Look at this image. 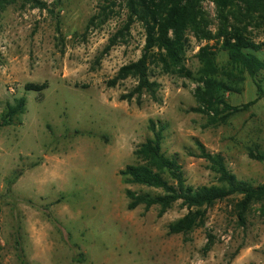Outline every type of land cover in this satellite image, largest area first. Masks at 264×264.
I'll return each mask as SVG.
<instances>
[{
	"label": "rangeland",
	"instance_id": "374dc122",
	"mask_svg": "<svg viewBox=\"0 0 264 264\" xmlns=\"http://www.w3.org/2000/svg\"><path fill=\"white\" fill-rule=\"evenodd\" d=\"M44 1L48 8L39 10L17 0L0 17V122L9 103L28 101L22 125L0 127V264H264V203L252 206L243 225L235 199L218 202L203 227L172 235L168 225L187 210L177 204L163 217L159 207L130 210L128 189L161 191L127 185L120 176L137 163L134 151L151 136L155 120L168 126L163 151L179 160L187 185H221L197 156V141L222 154L240 180L264 183V163L249 155L264 153V83L262 98L219 125L191 111L196 80L154 65L151 80L160 84V100H122L136 81L109 83L141 57L143 25L124 31L128 11L121 0H114L108 19L93 24L106 0ZM200 6L216 35L221 20L215 0ZM251 32L264 42V30ZM116 35L118 44L106 50ZM187 36L184 64L194 77L202 47H211L226 68L222 40H200L191 31ZM45 82L42 94L26 90ZM238 87L240 93L226 94L231 105L257 99L250 77Z\"/></svg>",
	"mask_w": 264,
	"mask_h": 264
},
{
	"label": "trees",
	"instance_id": "16d2710c",
	"mask_svg": "<svg viewBox=\"0 0 264 264\" xmlns=\"http://www.w3.org/2000/svg\"><path fill=\"white\" fill-rule=\"evenodd\" d=\"M17 0H0L2 13ZM128 11V22L124 31L135 22L143 25L146 43L141 57L124 65L116 77L109 83L116 86L128 79L136 81L135 87L122 100L140 102L144 95L159 101L160 84L151 80L152 65L160 67L167 75L183 74L196 80L195 92L197 106L191 111L207 115L212 125L224 124L228 118L249 110L262 98L264 83V42L258 43L249 35L252 30H264V0H215L221 25L216 35L208 29V22L202 13V0H121ZM24 6L45 10L48 3L44 0H22ZM116 5L114 0L100 4L96 20L108 19V10ZM230 16L232 19L230 20ZM232 22V23H231ZM191 31L200 40H222V49L228 54V63L224 70L219 67L217 53L209 46L202 47L197 56L201 65L197 76L186 69L184 61L188 47L187 33ZM123 30L120 35H123ZM249 34V35H248ZM119 35L110 39L106 50L118 44ZM250 77L258 88L256 100L240 105H231L226 94L240 93L238 87ZM48 83L26 85L27 91L42 94ZM27 98L22 97L15 104H8L1 119L0 127L22 125L27 110ZM168 126L150 120L151 136L137 146L134 156L136 164L127 165L120 171L127 185H141L160 193L138 194L130 189L126 191L128 208L134 210L144 206L148 211L159 207V217H163L175 205L187 210V213L168 225L172 235H189L205 225L207 214L218 202L236 200V210L240 222L245 225L247 214L256 203H264V183L254 185L240 180L228 168L222 154H214L197 141V156L210 164L211 170L218 176L221 185L193 187L187 185L183 167L175 157H169L163 151L165 132ZM250 157L264 163V153L251 150ZM22 173L14 176L17 180Z\"/></svg>",
	"mask_w": 264,
	"mask_h": 264
}]
</instances>
